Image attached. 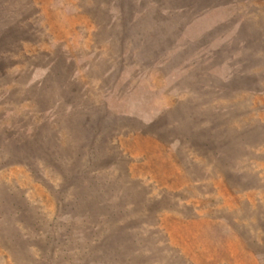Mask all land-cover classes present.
Masks as SVG:
<instances>
[{
  "label": "rangeland",
  "instance_id": "374dc122",
  "mask_svg": "<svg viewBox=\"0 0 264 264\" xmlns=\"http://www.w3.org/2000/svg\"><path fill=\"white\" fill-rule=\"evenodd\" d=\"M0 264H264V0H0Z\"/></svg>",
  "mask_w": 264,
  "mask_h": 264
},
{
  "label": "trees",
  "instance_id": "16d2710c",
  "mask_svg": "<svg viewBox=\"0 0 264 264\" xmlns=\"http://www.w3.org/2000/svg\"><path fill=\"white\" fill-rule=\"evenodd\" d=\"M137 1L139 2V0H137ZM141 1L142 0H140V2ZM137 4L139 5V3H137ZM137 7H140V5L137 6ZM143 12L144 11H142V12L136 14V15L137 16H141L143 14ZM119 14H120L119 20H118L119 22H118L117 25L119 27H121L122 26V23L124 21V17L126 15V12L122 9V7L120 8V13ZM123 38H122V36H120V39H123ZM140 43H144V42L142 41ZM157 53L158 52L154 53V55L151 56V57H149V58H147V57L140 58V60H139L140 61V65L144 64L147 61H151V60L153 61V58L152 57H156L158 55ZM137 59H138V57H137ZM158 59H159V57H158ZM158 59H156V60H158ZM168 63H170V62H168ZM58 84H59V86L61 88V91L66 92V90H70L69 93L65 95L63 102L66 103L68 100H70V97L73 100V98H74L73 97L74 89L73 90L70 89V87H69L70 85L69 84H67V87H69V88H67L66 85L63 84V83H61V82H59ZM40 89H44V87L39 86V84L36 85V86H31L30 87V90H34L36 93H37V91H40ZM9 94H10V91H7V92H4L3 93V95H6V96H9ZM35 98H37V96ZM36 104L38 105V108L40 110V114H42L45 111V109H46L45 108V104H46L45 103V100L43 101V99H40L38 97L37 100H36ZM98 107L99 108H96V110L98 111V113H97L95 119H93L92 121L91 120H88V122H87L89 124V126L87 127L88 129L86 131H87V134L90 133V134H88L89 141H87L85 143H81L76 148L77 149V152H81L85 148H90V147L93 148V147H96L95 146V141L97 140L96 135H98V133H99L98 132V129L101 127V123H102L101 120H103V122L105 120H107L108 113H109V110L107 109V107L105 105L98 106ZM69 109L71 110V107ZM168 113L165 112V110H163V112H161L159 114V117L156 116L153 120H151L150 125L153 124L157 128V130H160L159 131V134H158L159 137L160 136H166L168 138V140H175V141H178L179 140L180 141V139H182V138H180V135L182 134V130H183L182 127H183V125H182V123H180L178 121H174L172 119L171 112H168ZM164 114H166V116H163ZM67 115H68V113L66 114V116ZM66 116H63V118L66 117ZM162 117H163V120H161V122H160L159 121V118H162ZM164 117H166V118H164ZM112 119L113 118H111V120ZM114 119H117V116L116 117L114 116ZM119 120H120V118H119ZM139 120L141 121V118ZM46 123H47L46 120L41 119V120H39V123L38 124L30 125V126L25 127V130H29V133H28L29 134V138L30 139L32 138L31 140L33 141V144H36V143L39 144V145L42 144L41 146H39V145H38V147L36 146L37 148L35 147L36 148L35 150H38L39 149L41 152L42 151L43 152L44 151H49V154H50L51 160H52V164H56V165H53L54 168H56V166H57V163L56 162H57V160H60L62 158V157H60V155H62V153H58V150L59 149H58V147H57L56 144L54 146L53 145L52 146L49 145V141L51 142L50 139L52 138V135L49 134V132L46 133L44 131V128L46 127ZM15 125H17V124H10L9 125L11 127L10 129H14L15 128V130L8 137L7 141H10V140L12 141V140L16 139V137H17L16 135H18L20 133L19 130L17 129V127H15ZM153 125H151V126L153 127ZM184 127L186 128V130H188V133L189 134H191L190 132H193L192 130H189L187 124ZM140 128H142V126ZM24 133H26V132H24ZM99 140L102 142L101 147H103V148H105L104 147L105 145H108L109 144L108 141H107V139H105V137H103L101 139L99 137ZM183 140H186V138L184 137ZM208 141L210 142V146H212V147H213L212 143L215 145V147L219 146V143L214 140V138H213L212 135H210V139L208 138L207 142ZM43 145H45V146H43ZM94 151H96V150H94ZM58 154H60V155H58ZM17 155L19 157H21V151H19V154H17ZM41 155L43 157V154L42 153H41ZM25 156H26V154H25ZM79 156H80V154L77 155V158H79ZM116 156H117L116 154H112L111 155L112 158H114V157L116 158ZM58 166H61V165H58ZM78 167H79V165H77L76 163L72 164V166L71 165H65L63 168H65L66 170L64 171V176L63 177H66L67 179L68 178L69 179H74V178L76 179V178H78V177H75L74 176L75 175L74 173H76L77 176H80V175L82 176L83 175V169H80L79 172H77ZM63 168H61V169H63Z\"/></svg>",
  "mask_w": 264,
  "mask_h": 264
}]
</instances>
